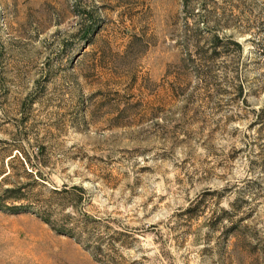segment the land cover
<instances>
[{
  "label": "rangeland",
  "instance_id": "374dc122",
  "mask_svg": "<svg viewBox=\"0 0 264 264\" xmlns=\"http://www.w3.org/2000/svg\"><path fill=\"white\" fill-rule=\"evenodd\" d=\"M3 173L0 264H264V0H0Z\"/></svg>",
  "mask_w": 264,
  "mask_h": 264
},
{
  "label": "trees",
  "instance_id": "16d2710c",
  "mask_svg": "<svg viewBox=\"0 0 264 264\" xmlns=\"http://www.w3.org/2000/svg\"><path fill=\"white\" fill-rule=\"evenodd\" d=\"M213 40L216 41V44L214 46V48H217L220 46L223 45V41H221L217 36H213ZM232 42V41H231ZM219 44V45H218ZM232 45L236 46L240 51H242V47L239 43L237 42H232L231 43ZM25 175L28 176V177H31L32 178V171L31 172H27L26 170L24 171ZM8 175H5V173H3L2 175H0V186L1 185H6V180H7V177ZM29 185H20L18 187H10V188H7L4 190V196H5V199H8V200H25L26 197L25 195H22V191L25 190L26 188H28ZM69 193L66 191V190H61V191H57V190H53L51 191V198L53 199H58V198H63V196L65 197L66 195H68ZM56 199V200H57ZM27 210H30L29 207L27 206H20V207H13L10 209V211L12 213H18V212H22V211H27ZM33 212L34 209H31ZM36 214L48 225H50V222L47 218L43 217L41 214L37 213ZM70 219H73V217H69ZM86 223L87 224H90L91 222L88 221V219H85ZM59 234H62V235H66L72 239H75V234L72 232L73 230L72 229H66L65 227H62V229H55Z\"/></svg>",
  "mask_w": 264,
  "mask_h": 264
}]
</instances>
